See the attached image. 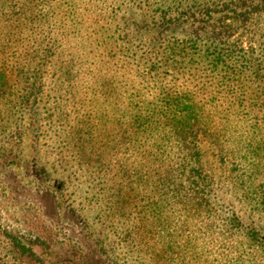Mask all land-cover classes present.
I'll return each mask as SVG.
<instances>
[{"label": "rangeland", "instance_id": "rangeland-1", "mask_svg": "<svg viewBox=\"0 0 264 264\" xmlns=\"http://www.w3.org/2000/svg\"><path fill=\"white\" fill-rule=\"evenodd\" d=\"M5 1L0 227L50 246L61 264H264V160L255 150L252 159H237L248 151L233 148L246 144L214 137L215 144L176 149L162 164L155 156L145 163L141 133L128 135L130 120L173 84L211 113L210 70L201 63L178 71L175 54H161L169 38L199 26L159 27L158 9L168 7L160 0H46L45 24L32 12L35 25L21 36V51L39 49L20 76L19 36L5 22Z\"/></svg>", "mask_w": 264, "mask_h": 264}, {"label": "trees", "instance_id": "trees-1", "mask_svg": "<svg viewBox=\"0 0 264 264\" xmlns=\"http://www.w3.org/2000/svg\"><path fill=\"white\" fill-rule=\"evenodd\" d=\"M160 1L168 7L158 9L159 27L167 28L185 22L199 26L198 30L183 37L169 38L166 44L161 45V49H164L161 54L171 55L169 50L172 51L177 57H170L174 64L172 69L178 71L201 63L210 70L212 80L206 84V88L211 113L206 114V107L196 102L197 95L189 98L188 92H182L179 96L178 85L160 88L155 105L146 108L145 115L132 118L130 126L126 125L128 135L138 132L144 139L140 146L141 149L145 148L144 162L150 163L155 156L160 158L162 164L176 149L184 153L191 142L205 146L214 137L222 143L246 144L247 148H233L237 152L248 151L247 155L237 159H252L253 152H250L255 150L254 156L264 160V29H261L262 32L259 29L264 24L259 21L264 13V0ZM5 3L7 6L4 9L8 15L5 22L12 21L8 27L14 30V37L19 36L14 44V62L22 65L17 71L22 76L24 67L39 48L27 46L26 50H31L30 53L21 51L25 49L23 47L27 40L21 36L30 24L35 25L32 12H38L45 24L49 6L46 0H6ZM258 22L259 26L256 27ZM252 26L256 29L252 30ZM238 30L241 32L238 33ZM49 35H44L45 40L50 39ZM198 48H202L201 55H197ZM196 55L203 60L195 59ZM168 58H160L158 64L161 65L158 67L168 65L165 61ZM247 73L251 78L247 77ZM183 74L190 78L187 72ZM199 89L206 94L205 86ZM152 140L154 142L150 143ZM239 173L238 178L242 177L250 183L249 174ZM132 174V177L138 176V172ZM51 258L50 246L14 238L13 231L0 227V264H61ZM66 264H83V260H71Z\"/></svg>", "mask_w": 264, "mask_h": 264}]
</instances>
